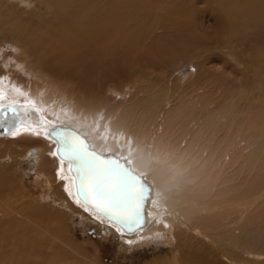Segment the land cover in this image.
I'll use <instances>...</instances> for the list:
<instances>
[{"label": "bare ground", "instance_id": "bare-ground-1", "mask_svg": "<svg viewBox=\"0 0 264 264\" xmlns=\"http://www.w3.org/2000/svg\"><path fill=\"white\" fill-rule=\"evenodd\" d=\"M46 2L56 13L54 19H48L45 23V20L34 19V16L23 20L15 13L13 18L2 21L13 35L11 38L17 41L10 46V52L1 47L3 55L0 54V89L4 93L0 105L10 104L17 109L16 112L0 110V128L4 126V129H9L4 135L0 133V144L11 151L6 153L4 160L9 159L10 155H27L35 160V180L41 183L45 200L64 210H73L91 223H99L107 232L114 233L124 245L131 247L145 239L161 242L162 246L173 245L167 261L162 264H213L207 258L217 254L220 259H215L220 264H264V241L259 243L258 240L264 234V139L261 141L264 111L252 113L244 106L239 110L233 97L240 100V95L244 96L241 88L238 89L240 94H231V100L229 97L224 99L230 95L226 92L217 101L216 89L199 85L198 75L206 78L208 72L200 73L197 67L193 74L188 75V82L183 83H192V89H180L181 84L177 82L183 80L182 77L175 81L180 84V90L171 87V84L165 89L162 87L163 95L151 93L150 97L144 98L136 92L137 95L131 100V84L135 82H125V79L121 88L117 84L111 87L108 84L111 79L105 83V87H101L100 82L91 87L90 73L95 67L103 68L110 64L106 76L125 75L126 70L122 73V69L115 65L132 49L138 39L139 28L135 24L124 27L123 19L126 22L128 19L123 18L120 0ZM243 5L228 13L230 21L234 19V27L239 22L236 17L238 12L243 11L244 14ZM258 5L259 18H262L264 3ZM129 21L131 23V19ZM135 23H139V20L135 19ZM235 30L238 28L235 27ZM20 39L24 41V47L18 46ZM192 39L198 41L197 35ZM227 41L223 46H227ZM182 44L183 41L176 43L177 48ZM88 49L92 50L90 61L84 54ZM239 53L242 52L235 55L240 60ZM249 54L253 65L248 70L252 78L256 77V85L263 86L264 53L254 51ZM40 55L42 59L50 56L55 64L44 68L38 61ZM115 57L120 61L116 62ZM123 64L122 60L119 67ZM143 79L140 76V79L137 77L133 80L140 83ZM194 84L196 87H193ZM149 87L142 86L143 92H148ZM108 91L113 95L107 96ZM259 97L264 99V92ZM126 100L131 102L127 103ZM17 120L21 122L20 135L12 136L11 131L17 130ZM52 127L75 130L87 140L92 151L123 159L137 174L144 175L151 193L145 202L139 226L124 228L98 216L91 209L86 211L83 201L76 202L74 173L69 168V161L61 163L58 155H52L56 151V143L47 134ZM25 128L35 129L39 135L24 131ZM182 141L185 144L181 148ZM129 161L132 163L128 164ZM7 182L10 181H6V185ZM11 182L5 194L0 189V248L4 249L5 257L9 253L14 254L12 246L16 248L23 244L18 245L14 241V245L5 237L20 229L27 232L29 224L21 222L26 216L22 210L24 205L32 202ZM69 192L72 194L69 195ZM42 214L47 216L44 212ZM36 216L38 219L40 214ZM44 217L36 222L46 229L41 225L46 219ZM236 229L242 230L245 237L249 235L248 240L236 236ZM188 232L190 236H182ZM50 235L53 236L51 232ZM213 237L217 240H213ZM194 240L199 243L198 247L194 246ZM217 243L224 247L216 249ZM180 244L193 253L186 258V262L177 261L176 253L182 257L186 254L179 248ZM193 247L201 249L203 254H195L197 250ZM10 260V264L27 263V260L18 263L13 257ZM156 262L153 264H158Z\"/></svg>", "mask_w": 264, "mask_h": 264}, {"label": "rangeland", "instance_id": "rangeland-1", "mask_svg": "<svg viewBox=\"0 0 264 264\" xmlns=\"http://www.w3.org/2000/svg\"><path fill=\"white\" fill-rule=\"evenodd\" d=\"M0 3L1 55H3L1 47H5L6 51L10 52V46L14 42H17L11 38L13 35L6 29L2 21H6L5 19L9 17L13 18L15 14L21 16L23 20L30 16H34V19L38 17L40 20H45L44 23L48 19L55 18L56 11L53 7L49 8L50 6L46 0L44 2L43 0H1ZM120 3L123 9V18H127V22H129L127 23L123 19L124 27L127 28L135 24L140 30L138 39L132 49L127 51V55H124L121 59V61H124L122 67H119L121 64L120 58L115 57L116 62L120 61L115 67L122 69V73L126 70L125 75L118 73L112 75V77L110 75L106 76L110 64L103 68L95 67L90 73L91 79L89 81L91 82V87L96 82H100L102 87L111 79L108 83L111 87L117 84L116 86L121 88L124 85L122 82L125 79V82L128 80L131 83L135 82V84L130 83L133 85L132 88H134V90L132 88L130 90V93L132 92L130 95L133 94L130 98L137 95V93L140 97L144 96V98L150 97L151 93L152 95L154 93L163 95L162 87L165 89L171 84L177 85H172L171 87H177L178 90L192 89L190 87L192 83L189 85H184L183 83L188 82L190 79L188 75L193 74L195 67H197L200 73H202L201 71L208 72L206 78L198 75L199 85L201 86L202 84V86L205 85V88L212 87L211 89H216L217 101L222 99L223 93L226 94V92L230 95L224 99L227 100L229 97V100H231V94L236 92L240 94L241 91H238V89L241 88L240 90H242L244 96L240 95V100L233 97L237 108L241 110L240 108L244 106V108H247L252 113L257 110L264 111V99L259 97L264 92V83H262L263 86L261 84L256 85V77L252 78V74L248 70L252 69L249 67L252 64L249 52L264 53V15L261 16L262 18H259L258 14L260 10L258 4L262 6L264 0H120ZM242 4H244V14L243 11H239L236 16L239 19V22L235 24V27L238 28L236 31L232 22L234 19L230 21L229 14L234 11L233 9L241 8ZM229 9H232V11ZM129 19H131V23ZM135 19L139 20V23H135ZM241 22H246V24L243 25ZM195 35H197L198 41L192 39ZM21 40L18 41V46L24 47V41ZM180 41H183V44L177 48L176 43ZM226 41L227 46H223ZM192 42L197 43L192 44ZM191 44L193 47H191ZM185 49L187 50L185 51ZM88 50L84 54H86L87 59L90 61L89 55L92 54V50ZM237 52H242L239 54L240 60L242 59L243 62H240L239 58L235 55ZM229 53L230 55H227ZM117 55L122 57L121 53ZM167 56L169 59H167ZM39 57L38 61L44 65V68L49 64H55V61L50 56H46L45 59H42L41 55ZM237 62L240 63L237 64ZM140 76L144 78L140 83L133 80L137 77L140 79ZM163 77L166 79L164 80ZM182 77L184 79L177 82ZM144 85L150 86L148 92H143L142 86ZM194 85L193 87H196ZM149 92L150 94H148ZM106 94L107 96L113 95L111 91H108ZM116 100L119 101L120 99ZM121 100L123 99L121 98ZM131 100H126V102L130 103ZM4 128V126L0 128L2 129L0 131L2 135L5 132ZM10 138L13 137L10 136ZM263 139L264 129L261 141ZM181 143L180 147L182 148L185 143L183 141ZM6 145L14 146V144ZM3 147L4 144H0V181H2L1 185H4L3 187L0 185L1 192L5 194L8 183L12 181V185L15 184L13 187L16 186L17 190L23 191L22 193L25 198L32 202H29L26 206L24 205L22 213H26V216L21 219V222H24V224H29V230L27 229V232L22 229L20 231L16 230L15 234L11 232L5 237L8 239L7 241H10L14 245L15 242L19 243L18 245L20 243L23 244L16 248L12 246L11 251L14 254L10 255L9 253L8 256L6 254V257L4 255L5 252H2L4 249L0 248V264H10V257L11 259L12 257L17 259L18 263L19 261L27 260L26 264H41L40 260L41 262L43 261V264H153L156 261V263L162 264L167 261L169 252L174 247L173 245L162 246L161 242L143 239L144 241L128 247L114 233L107 232L99 223L98 225L91 223L89 219L81 218L73 210L68 211L57 205L53 206L51 201L49 202L43 198V187L40 182L35 180L34 166L36 161L27 155L20 157L10 155L9 159L4 160L5 156H7L6 153L11 151ZM5 180L10 182H7L6 185ZM27 209H29V212ZM26 211L28 214H32L28 217ZM43 212L49 218L47 216L44 217ZM37 214H40L38 219ZM41 217L46 218H42L45 222H41V225L46 229L41 228L39 224L37 225ZM30 219L33 220L30 222ZM36 220L38 221L36 222ZM12 230L15 231L14 229ZM50 232L54 237L50 235ZM234 233L241 240L245 238L248 240L249 238V235L248 237L244 236L245 234L242 230L236 229ZM185 235L190 236L191 233H184L182 236ZM213 240L217 239L213 237ZM258 240L259 243L264 241V234ZM193 244L195 247L199 246L196 240H194ZM220 245L217 243L216 249L221 250L224 247ZM39 247H41L40 250ZM195 247L192 249H196ZM179 248L183 250V254H186L182 257L176 253L177 261L186 262V258L193 253L186 251V247L181 244ZM196 250L195 254H203L201 249ZM215 258L220 259L219 254L207 259H210L213 264H220ZM28 260H31L29 261L31 263H28Z\"/></svg>", "mask_w": 264, "mask_h": 264}, {"label": "snow or ice", "instance_id": "snow-or-ice-1", "mask_svg": "<svg viewBox=\"0 0 264 264\" xmlns=\"http://www.w3.org/2000/svg\"><path fill=\"white\" fill-rule=\"evenodd\" d=\"M15 90L20 92L19 89ZM20 94L24 95L22 92ZM3 96V90L0 89V99ZM0 110L17 111L10 104L0 105ZM20 125L21 122L17 120V130L11 131L12 136L20 135ZM8 131L6 128L5 132ZM24 131H32L33 134L39 135L35 129L25 128ZM47 134L56 143V151L52 155H58L61 163L64 160L69 161V168L74 173L73 184L76 188L77 203L83 201L86 211L91 209L98 216H103L125 228L132 224L137 226L141 224L145 202L151 193L143 174H137L124 163L123 159H117L112 155L102 156L90 150L87 142L71 129L52 127L47 130ZM71 194L69 192V195Z\"/></svg>", "mask_w": 264, "mask_h": 264}, {"label": "water", "instance_id": "water-1", "mask_svg": "<svg viewBox=\"0 0 264 264\" xmlns=\"http://www.w3.org/2000/svg\"><path fill=\"white\" fill-rule=\"evenodd\" d=\"M73 131H75V130H73ZM76 132V131H75ZM78 133V132H77ZM79 134V133H78ZM79 136L83 139V140H85L86 142H87V140L81 135V134H79ZM87 144H88V142H87ZM88 146H89V144H88ZM89 149L91 150V148L89 147ZM73 172V171H72ZM129 228H135V227H137V225L136 224H132V225H129L128 226ZM125 228V227H124Z\"/></svg>", "mask_w": 264, "mask_h": 264}]
</instances>
